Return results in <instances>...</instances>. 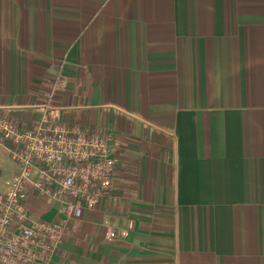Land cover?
<instances>
[{"label": "crops", "instance_id": "obj_1", "mask_svg": "<svg viewBox=\"0 0 264 264\" xmlns=\"http://www.w3.org/2000/svg\"><path fill=\"white\" fill-rule=\"evenodd\" d=\"M43 105L120 143L52 264H264V0H0V111Z\"/></svg>", "mask_w": 264, "mask_h": 264}, {"label": "built area", "instance_id": "obj_2", "mask_svg": "<svg viewBox=\"0 0 264 264\" xmlns=\"http://www.w3.org/2000/svg\"><path fill=\"white\" fill-rule=\"evenodd\" d=\"M12 143L18 170L0 188V264H52L69 224L96 208L114 184L119 141L64 118L43 105L26 125L0 111V144ZM35 195L57 213L34 215ZM126 235V232H122ZM109 237L118 236L109 230Z\"/></svg>", "mask_w": 264, "mask_h": 264}, {"label": "rangeland", "instance_id": "obj_3", "mask_svg": "<svg viewBox=\"0 0 264 264\" xmlns=\"http://www.w3.org/2000/svg\"><path fill=\"white\" fill-rule=\"evenodd\" d=\"M47 213V212H46ZM46 213H44L45 215H41V217L43 219H46V220H51V217H49L50 215H53L56 216V213H57V209L53 206V209L51 208V212L48 211L47 215ZM53 213V214H52ZM37 215V214H36ZM38 216V215H37Z\"/></svg>", "mask_w": 264, "mask_h": 264}]
</instances>
